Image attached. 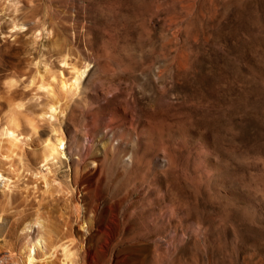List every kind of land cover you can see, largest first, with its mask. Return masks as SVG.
I'll return each instance as SVG.
<instances>
[{
    "label": "rangeland",
    "instance_id": "obj_1",
    "mask_svg": "<svg viewBox=\"0 0 264 264\" xmlns=\"http://www.w3.org/2000/svg\"><path fill=\"white\" fill-rule=\"evenodd\" d=\"M10 114L0 257L36 217L50 241L82 195L117 216L89 264H264V0H0V129ZM55 131L81 164L40 161ZM107 139L134 161L89 148Z\"/></svg>",
    "mask_w": 264,
    "mask_h": 264
},
{
    "label": "bare ground",
    "instance_id": "obj_2",
    "mask_svg": "<svg viewBox=\"0 0 264 264\" xmlns=\"http://www.w3.org/2000/svg\"><path fill=\"white\" fill-rule=\"evenodd\" d=\"M92 71L88 63L75 70L73 80L68 86V91L72 97L73 95L80 98L84 96L86 86L88 82H90L89 80L92 76ZM54 109L55 108L51 106V110L54 111ZM15 125L14 115L10 114L7 118L6 125L0 129V137H4L7 142L11 143L14 139L12 127ZM66 138L64 134H60L59 132L56 134L55 131L51 140H45L43 142L45 144L42 146L40 161L46 163L52 159H66L69 163L83 162L84 157L78 143L75 142L70 146L67 144ZM117 140L118 139L111 141L107 139L102 142L98 140L90 145L89 148L93 147L98 149L101 155L109 156L113 163L119 161L129 166L135 159L133 153L134 144L130 141L127 144L126 152L123 154L114 153L113 149ZM87 153L85 154L87 155ZM71 154L75 155V160L71 157ZM123 156L126 157L124 158ZM93 163L96 165L95 161H93ZM41 171L42 169L39 170L40 173ZM43 173L45 174L47 171ZM83 188L84 187L81 188L79 182L74 186L76 194L84 192ZM75 199L77 202L74 212V221L71 218L63 219L60 224L54 227V232L50 231L53 234V238L50 241L47 237L48 230H46L43 220L36 217L26 222L20 231L23 243L15 251L12 249L7 250L5 255L0 257V264H52L54 259L58 260L59 264H89L91 255L90 245L88 244L89 240L93 237H99L105 234L110 224H115L117 222V216L114 212L109 210L107 221H102L99 219L98 205L90 209L83 203L84 200L82 195L80 198L76 197ZM73 223L82 228L84 233H80L78 229H75Z\"/></svg>",
    "mask_w": 264,
    "mask_h": 264
}]
</instances>
